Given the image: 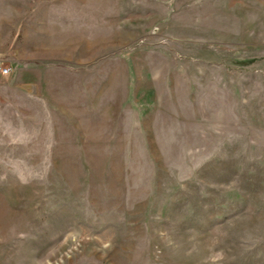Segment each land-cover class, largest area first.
I'll return each instance as SVG.
<instances>
[{
    "label": "rangeland",
    "instance_id": "374dc122",
    "mask_svg": "<svg viewBox=\"0 0 264 264\" xmlns=\"http://www.w3.org/2000/svg\"><path fill=\"white\" fill-rule=\"evenodd\" d=\"M0 62V264H264V0H0Z\"/></svg>",
    "mask_w": 264,
    "mask_h": 264
},
{
    "label": "built area",
    "instance_id": "2783aa9c",
    "mask_svg": "<svg viewBox=\"0 0 264 264\" xmlns=\"http://www.w3.org/2000/svg\"><path fill=\"white\" fill-rule=\"evenodd\" d=\"M0 73L4 76H8L11 73V68L5 66L3 62H0Z\"/></svg>",
    "mask_w": 264,
    "mask_h": 264
},
{
    "label": "crops",
    "instance_id": "0c3cea01",
    "mask_svg": "<svg viewBox=\"0 0 264 264\" xmlns=\"http://www.w3.org/2000/svg\"><path fill=\"white\" fill-rule=\"evenodd\" d=\"M29 85H30V87H31V86L34 85V84L31 83V84H29ZM32 87H33V86H32Z\"/></svg>",
    "mask_w": 264,
    "mask_h": 264
}]
</instances>
